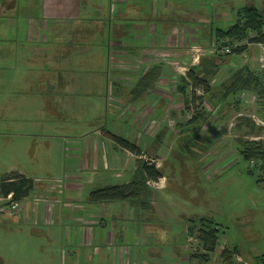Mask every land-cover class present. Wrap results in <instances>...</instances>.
Instances as JSON below:
<instances>
[{"label": "rangeland", "instance_id": "rangeland-1", "mask_svg": "<svg viewBox=\"0 0 264 264\" xmlns=\"http://www.w3.org/2000/svg\"><path fill=\"white\" fill-rule=\"evenodd\" d=\"M79 2L80 11L73 20L77 26L73 30L72 22L66 24L67 28H62L66 35L60 36L59 44L48 43L45 53L31 57L27 56L29 45L24 41L20 53L16 49L10 58L2 56L0 60L2 68H8L10 62L11 68L18 67L22 72L15 78L17 83L11 91L5 92L1 88L0 134L4 138L0 140V178L10 175V167L14 166L47 186V192L52 191L49 195H35L33 191L27 199L31 204L40 202L46 213L44 224H55L56 221L51 219L60 209L75 212L76 207L83 204L88 198L86 187L92 186L95 190L111 180L123 184L130 180V175L133 176L137 169V163L132 165L131 161V169L126 167L125 171L75 172L78 165L86 164L88 159L94 163L91 167L99 169L105 153L111 151L107 140L98 142L101 134L109 139L110 135L123 137L143 152L142 159L133 155L134 162L145 160L155 165L163 176V179L148 184L154 193L152 206L157 207L153 213H158L160 219L156 234L153 237L146 235L154 244H148L147 240L146 244L142 241L139 247H134L138 251H160L161 257H145L144 264H172L176 259H185L182 264H198L190 257L204 252L198 236L201 228H211L206 220L212 221L220 232L219 245L210 264H223L221 253L224 248L237 249L243 263H260L259 259L264 256V183L258 184L256 177L247 174L240 153L243 141L264 143V132L250 136L246 128L238 127L242 116L264 127L257 114L256 98L251 94L235 95L229 100L230 105L225 104L220 109L211 105L202 90L194 92L187 88L184 96L178 89L183 85L181 78L191 68H198L200 58L216 52L211 32L232 26L243 8L264 9V0ZM41 10L36 7L33 11L37 14ZM24 29L28 30V27L15 28L14 36L22 39ZM43 36L53 39L51 32H44ZM243 45L248 46L245 54L221 61L222 71L212 80L214 89L243 64L250 65L264 81V49L253 50L248 42ZM126 60L133 62L137 69L125 78L121 62ZM155 64L163 66L164 72L169 74L165 78L172 81L163 83L165 89L160 90L161 97L156 90L132 103V86ZM29 68L45 69L46 74L41 77L38 72L32 75L23 72ZM64 71H68L65 77L61 76ZM49 73L53 74L50 76ZM84 75H92L90 78L94 83L91 86L84 81ZM75 90L82 97L90 98L87 107ZM9 96V105H3ZM185 98L190 104L185 103ZM195 112L210 114L209 122L190 126L188 121ZM127 115H130L129 120ZM11 134L15 137H10ZM126 152L129 155V151ZM227 156L228 160L224 162ZM120 158L122 160V155ZM36 160L41 162L40 166L35 164ZM122 162L123 167L129 164ZM85 175H89L88 182L83 179ZM76 176H81L78 178L80 184L84 183L82 188L72 190L62 185L63 178L65 182ZM53 181L57 184H52ZM25 203L17 202V206L21 208ZM114 206L120 208L119 214L135 219L130 204ZM134 210L141 214V209ZM99 216H103L98 219L101 224L106 217L110 223L111 217L105 207L99 211ZM149 216L150 213L145 212V217ZM66 220L64 218L62 231L68 237L73 226ZM13 223L0 220V264H32L31 258L27 260L24 253L29 251L31 256L32 244L28 242V248L24 249L28 241L26 234L9 228ZM135 226L140 229L139 223ZM145 229L146 225L144 232H139L141 240ZM52 230L48 229L41 237L44 245L55 247L52 251H44L52 260L38 264H58L63 248L67 251L66 257L76 261L80 251L69 249L68 238L64 242L56 239L57 233ZM120 230L123 233L119 234L118 242L124 243L128 240L124 236L128 229L125 225L115 227L116 233ZM86 236V239L91 238L89 234ZM107 246L93 247L95 251L99 250L96 255L99 264H106L108 260ZM234 261L240 264L236 259ZM84 263L93 264L95 260ZM124 264L133 262L127 260Z\"/></svg>", "mask_w": 264, "mask_h": 264}, {"label": "crops", "instance_id": "crops-1", "mask_svg": "<svg viewBox=\"0 0 264 264\" xmlns=\"http://www.w3.org/2000/svg\"><path fill=\"white\" fill-rule=\"evenodd\" d=\"M79 1L80 0H36V1L35 0H0V60L2 59V56L4 57V59L10 58L11 53L16 52V49H18V53H20V51L23 48L24 41H26V43L29 45L27 49L28 52L27 56H31V57L45 53L47 51L48 43L59 44V42H61V40L59 39L60 36L66 35V33L62 30V28L66 29L67 28L66 24L71 22H72L73 30L77 26L74 25L75 22L73 20H75L78 17V12L80 11L81 3ZM36 7H41L42 10L41 12L34 14L33 10ZM262 11H264V9H262ZM22 26L24 27L27 26L28 30L24 29L22 39H18L16 36H14L13 30L15 28L20 29ZM73 30L72 33L74 35ZM44 32L45 33L51 32L53 39H51L48 36H43ZM34 34H37L39 36H35ZM252 46H253L252 48L253 50H255L256 48L264 49V46L261 45H252ZM73 48L76 47L74 46ZM62 51L67 52L64 50ZM5 53H8V55H6ZM134 66L135 65L133 64V62L129 60H126V62H121V67H122L121 71H123V73H126V76L123 77L126 78L134 74L135 70L137 69ZM36 69L37 68H29L28 70H25L23 72H27L28 75H32L38 72L41 77H43L46 74L45 69L42 68H39L37 70ZM67 72L64 71L61 76L63 77L67 76L68 74ZM21 73L22 72H20V68L18 67L17 69L14 67L11 68L10 62L8 68L7 67L2 68V62H0V94L3 93L2 90L5 92H7V90L11 91L12 90L11 88L14 86V84L17 83V80L15 78L19 77ZM52 74L53 73H49L50 76ZM102 75H104V71H102ZM91 76L92 75H84V81L89 86H91L94 83V81L91 80L90 78ZM166 76H169V74H167L165 71L163 78L157 88L158 95L161 92L160 90L165 89V85H164L165 82L169 84V82L172 81L171 79L165 78ZM124 82L127 83L126 80H124ZM71 83H73L72 80ZM133 88L134 85L132 86V89ZM75 92L78 93L77 94L78 98L81 99L84 105L87 107L88 106L87 103L89 102L90 98L86 96L82 97L81 95H79L80 92L77 90H75ZM10 100L11 99L9 96V99L6 102H4L3 105L6 106L9 105ZM143 114L144 112H142V117H144ZM129 118L130 115H127L128 120ZM15 120L17 122L20 121L22 123V120H17V119ZM23 124L27 125V123H23ZM21 136L27 137L26 135H21ZM10 137H15V136L11 134ZM2 138H4V136L0 134V140ZM98 138H100L98 139L99 143L101 140L102 141L107 140V142L111 147V151L108 154L105 153L106 156H104V159L102 160V164L100 165L99 169L91 167L90 165L93 163V161L88 159L86 164L81 162L80 165H78V168L75 169V172L81 171L82 172L81 174H85L86 171L88 172L91 170H95L96 172L97 171L110 172V171H116L117 169L125 171V169H127L126 167L131 169L130 161L132 162V165L136 163L134 162L133 154L129 152L128 155L126 154L127 153L126 151L121 149L118 150L115 148L114 142L112 141L111 137L109 139L105 135L101 134L100 137ZM120 155H122V160L120 158ZM90 157L91 155L89 153V158ZM123 160L125 161V163L129 162L128 166L124 164L123 167V162H122ZM35 164L40 166L41 162L36 160ZM9 172L8 174L19 173L24 175L26 178L33 179L29 177L27 173L24 172V170L22 171L20 168L16 169L14 166L10 167ZM87 176L89 175L83 176V179L88 182ZM78 177L81 176H76L75 179H66L65 182L63 178L61 183L65 188H69L72 190L82 188V185L84 183L80 184L81 180ZM131 178L132 175H130L129 179L131 180ZM33 180L35 181V190H34L36 193L35 195H40V194L49 195L48 193L52 192V191L47 192L46 190L47 186L42 185L38 179H33ZM130 180H128V182L126 181L124 184L126 183L128 184ZM123 181H125L124 178ZM52 184H57V181H53ZM117 185H123V183L117 182L115 180H111L110 183H108L105 186H101L98 189L105 188L107 186H117ZM86 188H88L89 190V192L88 190L86 192L87 195H89V193L94 190L92 186ZM86 188L84 189L86 190ZM52 190L55 191V188H53ZM1 199H6V198H0V200ZM23 201H26L25 205H22L21 208L17 206V210L15 211L11 210L9 206L2 207L0 209V220H2L3 222L13 221L14 223L10 224L9 228L12 227L15 230L22 231L23 233L26 234L25 236L27 237L28 241L26 243L27 247H24V249L28 248V242H30L32 244L31 256L29 254V251L26 252H24V250L22 251L25 253L27 260L31 258L32 264H38L46 260H50V258H48L45 252L52 251L55 247L50 245H44L41 241V237H44L43 235L46 234L48 232V229L50 228H53L52 232L57 233L56 239L60 238L64 242L67 240L66 238H68L71 246L69 249L72 248L75 250H79L81 253L77 257V260L72 262L69 257H66L67 251L66 249L63 248L61 252L62 257L60 261L57 262L58 264H85L84 261L93 262V259L95 260V263L93 264L96 263L99 264L100 260H96V255L99 253V250L95 251L93 249L94 245H104V246L108 245L107 247H108L109 257L106 264H124L127 260H132L133 264H138V263L144 264L145 257L147 258L150 256L161 257L160 251L134 250V247H139L142 244V241H144L143 244H146V241L148 240V244H149L151 239L150 237L147 236L153 237L154 234H156L155 228L158 227L157 224H160V219L158 218V213L155 212L153 213V211L157 209L155 204H153V206L150 207L149 209H141V214L139 213L136 214L134 208L131 207L132 210L134 211V215H135V219H134L132 216L126 217L123 216L122 214H119L120 208L114 206L117 204H123L124 202L112 203L110 205H98V204H88L87 199H85L83 201V204L78 205L76 207L77 209L75 212H69L68 208H65L63 210L60 209L58 211L59 214H57L56 212L55 214L57 215L52 216L51 220H55L56 221L55 224H50V223L44 224L46 213H44L40 205V202L37 201L31 204V202H29L27 197ZM104 207L108 209V215L109 217H111V219L109 223V220L106 217L103 220L104 223L101 224V222L98 219L100 217L105 216L106 212L103 214V216H99V211H102ZM77 212L78 214H76ZM145 212L150 213V216L145 217ZM64 218H67L66 222L69 223L71 222L72 224L70 225L73 226V232L71 233V235H68V237L67 235L63 234L62 231V224ZM135 223L140 224V229H137ZM124 225L128 229V231L124 233L125 238H127L128 240L124 243H119L118 242L119 234L120 233L122 234L123 232L120 230L119 232L116 233L115 227L123 228ZM144 225H146L145 236L141 240L139 236V232L141 230H143L144 232ZM86 234H89L91 238L86 239L87 237ZM74 241L75 244L72 245L71 243ZM151 244H154V242L150 243V245ZM37 248H40L41 250ZM83 252H84V257H81ZM236 256L241 258L239 254ZM171 257H174V254ZM183 260L185 259H181L179 261L176 259L172 262V264H182ZM240 261L242 262L241 259ZM88 264H92V263H88Z\"/></svg>", "mask_w": 264, "mask_h": 264}, {"label": "trees", "instance_id": "trees-1", "mask_svg": "<svg viewBox=\"0 0 264 264\" xmlns=\"http://www.w3.org/2000/svg\"><path fill=\"white\" fill-rule=\"evenodd\" d=\"M211 37L216 52L206 55L202 59L200 58L198 68H191L187 75L181 78L183 85L179 87V93L185 96L187 88H192L194 92L202 90L209 97L211 105L220 109L225 104L230 105L229 100L232 96L239 94L254 95L258 117L264 122V81L260 77L261 75L251 69L250 65L243 64L234 69L228 78L220 83L217 89H214L212 85V80L222 71L221 61L224 58L241 56L248 51V46L243 45L245 42L250 45L264 46V11L256 7L243 8L237 13L236 20L232 26L227 29L218 28L213 30ZM225 51L229 52L225 53ZM164 70L163 66L155 64L148 71H145L131 90L130 101L132 103L137 102L156 91L163 78ZM185 103L190 104L188 98H185ZM209 115L206 112H195L188 124L190 126L201 123L206 124L209 122ZM238 127H246L250 136L264 132L263 126L257 125L244 116L240 117V126ZM110 137L116 149L129 151L137 158H141L143 152L135 143L116 135H110ZM240 157L246 164L247 174L251 177H256L258 184L264 183V143L253 140L243 141ZM227 160L228 156L224 162ZM136 163L137 169L133 173L132 181L128 184L107 186L91 191L87 198L88 204L110 205L124 202L135 209H149L152 206L154 193L149 190L148 184L163 179V176L155 165L145 160L137 159ZM34 190L35 181L26 178L22 174L11 173L0 178V198H8L11 195L10 203L23 201ZM206 221L211 228L207 230L201 228L198 236V240L204 247V252L193 254L190 257L191 260L196 259L198 264H210L212 255L217 251L219 245V230L214 228L212 221ZM236 255H238L237 249L229 250L224 248L221 253L222 263L235 264L234 260L236 259L240 264H248L241 262ZM259 261L260 263L257 264H264V256Z\"/></svg>", "mask_w": 264, "mask_h": 264}, {"label": "built area", "instance_id": "built-area-1", "mask_svg": "<svg viewBox=\"0 0 264 264\" xmlns=\"http://www.w3.org/2000/svg\"><path fill=\"white\" fill-rule=\"evenodd\" d=\"M11 195L6 198V199H1L0 200V209L4 206H9L11 208V210L15 211L17 210V205L16 203H10L11 202ZM240 260V259H239Z\"/></svg>", "mask_w": 264, "mask_h": 264}]
</instances>
